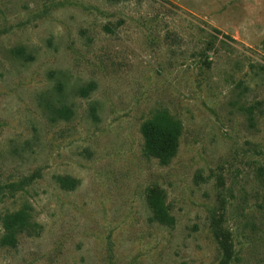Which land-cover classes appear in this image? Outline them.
<instances>
[{"label":"rangeland","instance_id":"1","mask_svg":"<svg viewBox=\"0 0 264 264\" xmlns=\"http://www.w3.org/2000/svg\"><path fill=\"white\" fill-rule=\"evenodd\" d=\"M158 109L183 125L167 164ZM0 185L39 224L0 264H264V0H0Z\"/></svg>","mask_w":264,"mask_h":264},{"label":"trees","instance_id":"2","mask_svg":"<svg viewBox=\"0 0 264 264\" xmlns=\"http://www.w3.org/2000/svg\"><path fill=\"white\" fill-rule=\"evenodd\" d=\"M119 1V0H110ZM216 34L221 33L219 29L215 28ZM213 33L214 36H217ZM224 38H230L227 34H223ZM15 53L23 57H31L28 55L25 47L20 46L15 49ZM94 87L93 83L80 88V93L83 96L88 95ZM94 113L95 107H92ZM91 112V107H90ZM59 115L64 119H70L74 110L70 106H63L59 111ZM182 122L172 116L165 109L156 110L150 118H148L142 125V135L144 138L145 148L149 155L157 158L162 164L169 163L177 154L179 147V140L182 134ZM58 180L63 187H75L76 180L70 176L59 175ZM20 184V183H19ZM9 192L18 188L17 184L9 185ZM18 190V189H17ZM8 191L0 185V195L6 194ZM148 206L151 210L150 219L162 225L173 226L176 222L174 215L171 213L169 205L166 202V197L162 191L151 189L147 195ZM32 206L25 205L17 210L6 211L0 216L2 227L4 229L0 238L2 245H9L16 247L19 241V235L23 233L31 234L36 232L39 224L33 220ZM232 255H228L227 260ZM234 260H240L238 256ZM231 261L221 260L217 264H229Z\"/></svg>","mask_w":264,"mask_h":264}]
</instances>
